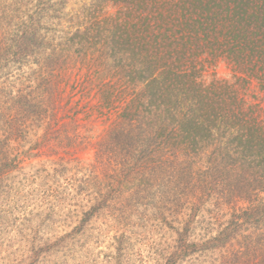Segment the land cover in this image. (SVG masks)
Segmentation results:
<instances>
[{"label":"trees","instance_id":"trees-1","mask_svg":"<svg viewBox=\"0 0 264 264\" xmlns=\"http://www.w3.org/2000/svg\"><path fill=\"white\" fill-rule=\"evenodd\" d=\"M135 206L156 264H264V0H0V236L24 242L17 264L69 257L100 219L119 243Z\"/></svg>","mask_w":264,"mask_h":264},{"label":"rangeland","instance_id":"rangeland-1","mask_svg":"<svg viewBox=\"0 0 264 264\" xmlns=\"http://www.w3.org/2000/svg\"><path fill=\"white\" fill-rule=\"evenodd\" d=\"M88 1V0H87ZM76 3L71 2L70 8H78ZM209 73H215L218 77L224 79L229 77L231 73V67L228 62L222 61L216 67L211 66ZM90 100L86 101L89 102ZM95 105V101L91 100L86 109L91 110L85 114L87 118H90ZM101 116L96 112H93V119L91 122L96 124L98 129H94L93 132L99 131V134H103V125H101ZM90 122V124H91ZM84 131V130H82ZM95 138L94 141H97ZM82 157L89 159L92 157V151L85 150ZM148 208V209H146ZM128 233L122 237L121 242H117L114 238V234L100 235L99 231H103L105 228V220L100 219L92 224L86 233L85 237L76 236L73 239L74 250L68 257L57 256L48 260L46 263L39 264H156L155 259L158 254V238L149 236V206L137 207L130 219ZM108 231V228H105ZM151 234V233H150ZM2 235L0 236V264H17L18 261H23L21 257V245L18 240H11ZM44 259L46 257H43ZM21 264H31L30 261H25ZM196 264H199L198 262Z\"/></svg>","mask_w":264,"mask_h":264}]
</instances>
